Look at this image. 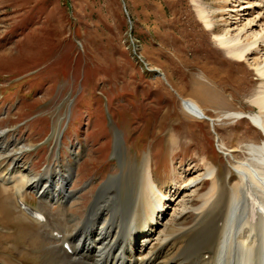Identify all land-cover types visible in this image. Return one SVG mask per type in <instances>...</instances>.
I'll return each instance as SVG.
<instances>
[{
    "label": "rangeland",
    "instance_id": "374dc122",
    "mask_svg": "<svg viewBox=\"0 0 264 264\" xmlns=\"http://www.w3.org/2000/svg\"><path fill=\"white\" fill-rule=\"evenodd\" d=\"M246 1L197 0L214 33L224 23L242 28L247 16L232 20L236 13L230 18L228 11ZM194 7L192 0H0V132L6 135L0 144L21 151L16 158L31 177L71 167L68 191L78 201L67 206L70 213L83 218L102 185L137 175L149 154L160 184L188 166L196 177V153L216 167L221 185L236 178L233 165L242 156L227 161L218 141L230 147L250 140V121L241 119L237 128L230 122L224 131L217 122L215 135L207 121L185 117L180 99H194V83L213 79L229 84L233 98L225 99L235 110L248 106L260 85L253 57L247 65L227 60ZM211 110L207 114L217 119ZM172 133L179 145L169 141ZM193 144L198 150L186 151ZM0 157V167L8 166ZM1 188L0 264H45L49 245L39 242L42 229L23 220ZM24 199L39 208L34 192ZM192 214L188 209L181 227L190 226Z\"/></svg>",
    "mask_w": 264,
    "mask_h": 264
},
{
    "label": "bare ground",
    "instance_id": "6f19581e",
    "mask_svg": "<svg viewBox=\"0 0 264 264\" xmlns=\"http://www.w3.org/2000/svg\"><path fill=\"white\" fill-rule=\"evenodd\" d=\"M192 2L198 20L212 33L213 42L227 60L247 65L253 57L250 65L257 77L255 83L260 86L250 96L248 106L232 110V103L225 99L226 94L233 98L229 84L223 87L221 81L207 80L204 72L200 78L208 82L205 86L194 83V99H180L185 117L207 121L214 134L217 122L222 131L229 129L230 122H235L237 128L247 115L253 131L250 140L239 138L230 147L218 141L227 161L234 162L236 156H242L233 165L236 178L221 185L216 167L196 153L193 155L201 163L196 177H192L194 173L189 172L188 166L176 170L171 182L160 184L153 175L156 164L149 154L137 175L131 172L125 179L119 177L102 185L82 218L67 208L78 201L68 191L71 167L58 168L45 179L31 177L28 166L16 158L21 151L10 152L11 144H0V155L9 161L8 166L0 167L1 193L11 197L23 220L42 229L39 242L49 245L45 264L264 263V60L255 59L264 45V0H247L237 6L244 5L243 9H230L229 17L236 13L231 15L232 20L247 16L246 24L239 29L224 23L218 33H214L207 10L197 0ZM248 78L249 74L246 80L252 83ZM163 80L166 81L164 76ZM207 107L211 112L217 111V119L207 114ZM5 137L0 132V140ZM169 141L179 145V138L173 133ZM189 148L186 151L198 150L195 144ZM42 181L47 185L40 186ZM207 183L209 191L200 195ZM27 191L40 199L39 208L27 207ZM188 209L193 210V220L184 228L183 215Z\"/></svg>",
    "mask_w": 264,
    "mask_h": 264
}]
</instances>
